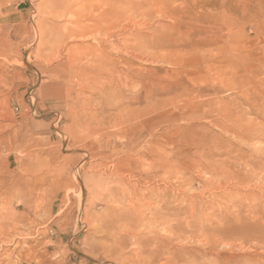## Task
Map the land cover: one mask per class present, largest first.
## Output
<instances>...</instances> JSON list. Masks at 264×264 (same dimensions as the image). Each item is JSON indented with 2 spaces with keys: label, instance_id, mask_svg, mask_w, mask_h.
<instances>
[{
  "label": "rangeland",
  "instance_id": "374dc122",
  "mask_svg": "<svg viewBox=\"0 0 264 264\" xmlns=\"http://www.w3.org/2000/svg\"><path fill=\"white\" fill-rule=\"evenodd\" d=\"M53 1L0 0V264H264V0Z\"/></svg>",
  "mask_w": 264,
  "mask_h": 264
},
{
  "label": "bare ground",
  "instance_id": "6f19581e",
  "mask_svg": "<svg viewBox=\"0 0 264 264\" xmlns=\"http://www.w3.org/2000/svg\"><path fill=\"white\" fill-rule=\"evenodd\" d=\"M59 1V3H60V1L61 0H57L56 2H58ZM101 1H104V0H101ZM100 1V2H101ZM55 2V3H56ZM53 3H54V1H53ZM54 3V4H55ZM63 4V3H62ZM65 4V3H64ZM241 126H243V125H241ZM226 130V129H225ZM261 132V131H260ZM236 134V133H235ZM235 136H238L239 138H244V139H248L247 137H244V135H242V134H240V133H238V134H236ZM250 139V138H249ZM242 141V140H241ZM250 145V144H249ZM264 150V149H263ZM141 154H143V153H141ZM176 154V153H175ZM160 159V158H159ZM157 161H159V160H157ZM143 162V161H142ZM233 166V165H232ZM157 167V166H156ZM214 168V167H213ZM215 170V169H214ZM230 171V168H224V170H223V173H224V175H225V177L227 176V177H229L230 176V173H232V174H235L234 172H229ZM234 171V170H233ZM241 171V170H240ZM240 171H238L237 172V174H235V176H234V178L233 179H231L232 181L235 179V183H241V178H243V177H241L240 176ZM176 176H177V174H176ZM244 179V178H243ZM201 181V180H200ZM231 183V182H230ZM246 183V182H245ZM181 184V183H180ZM228 184V183H227ZM15 189V188H14ZM202 195V194H201ZM3 198V197H2ZM195 209V208H194ZM143 210V209H142ZM160 224H162V223H160ZM13 231H14V229H13ZM161 233V232H160ZM139 234H140V232H139ZM138 236V235H137ZM135 237V236H134ZM139 237H140V235H139ZM136 238V237H135ZM137 239H139V238H137ZM142 240V239H141ZM175 240V239H174ZM177 240V239H176ZM145 241V240H144ZM262 241H264V237H263V240ZM2 243V242H1ZM144 243L145 242H143V244L142 245H144ZM149 243V242H148ZM159 243V242H158ZM146 245V247H147V243L145 244ZM152 246H154V245H152ZM145 246H143V248L142 249H147V248H144ZM159 247V246H158ZM161 247V246H160ZM149 248L151 249L152 247L151 246H149ZM181 248V247H180ZM152 252H149V254L152 256V258L154 259V257H156V255H158V253H160V252H158V249H157V247L155 246V247H153L152 249ZM144 251V250H143ZM146 251V250H145ZM160 251V250H159ZM158 252V253H157ZM144 254V253H143ZM145 254H148V253H146L145 252ZM138 255V254H137ZM140 255V254H139ZM143 256V255H142ZM139 257V256H138ZM157 257H160L159 255L157 256ZM141 258V257H140ZM146 258V257H145ZM145 258L144 257H142V259H144V261L143 262H146V260H145ZM150 259V261H153V259ZM157 258H155L154 260H156ZM149 263V262H148ZM167 262H165L164 264H166ZM169 263V262H168ZM143 264V263H142ZM145 264V263H144Z\"/></svg>",
  "mask_w": 264,
  "mask_h": 264
}]
</instances>
